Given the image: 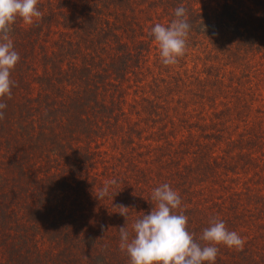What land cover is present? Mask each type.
I'll return each mask as SVG.
<instances>
[{"label":"trees","instance_id":"trees-1","mask_svg":"<svg viewBox=\"0 0 264 264\" xmlns=\"http://www.w3.org/2000/svg\"><path fill=\"white\" fill-rule=\"evenodd\" d=\"M178 7L190 24L186 48L165 66L149 32ZM37 8L41 18L17 17L9 32L20 59L10 98L0 97V263L110 264L123 226L114 205L141 198L137 220L164 183L201 244L211 220L230 230L245 216L236 214L242 192L264 210V0ZM251 241L217 245L225 254L215 264L264 263V243L255 251Z\"/></svg>","mask_w":264,"mask_h":264},{"label":"clouds","instance_id":"clouds-1","mask_svg":"<svg viewBox=\"0 0 264 264\" xmlns=\"http://www.w3.org/2000/svg\"><path fill=\"white\" fill-rule=\"evenodd\" d=\"M37 3L38 0H0V97L10 98V72L20 59L9 36L10 26L17 17L29 25L34 18H41ZM174 15L176 18L170 24L157 23L149 32L158 45L165 66L177 63L184 54L190 29L184 7L176 8ZM5 108L6 104L0 103V119H3L2 110ZM115 183V180L106 181L97 191L96 199L107 196L110 186ZM151 200L155 206L132 224L131 238L125 226L119 228V248L127 253L130 264H215L219 250L217 245L243 250L245 240L237 232L229 231L225 223L217 219L211 220L210 226L203 230L199 239L205 243L197 242L186 228L187 216L182 212H173L181 205V199L169 184L164 183L153 189ZM114 207L125 219L131 209L123 204Z\"/></svg>","mask_w":264,"mask_h":264},{"label":"rangeland","instance_id":"rangeland-1","mask_svg":"<svg viewBox=\"0 0 264 264\" xmlns=\"http://www.w3.org/2000/svg\"><path fill=\"white\" fill-rule=\"evenodd\" d=\"M102 155V154H101ZM107 157V154H106ZM264 173V172H262ZM141 185L147 186L145 182L141 181ZM263 184H260L262 186ZM148 188V187H147ZM246 192H242L240 194L239 202L237 203V212L241 211L243 214L245 212V216L242 218L234 219L236 223L234 224V228L230 229L229 231H235L237 232L245 241L250 239L252 240L251 243H253V249L255 251L259 250V248L264 243V225H261V223L264 222V210L257 211L254 207V204L252 200H247L245 198ZM146 195H143V198ZM136 206H128L131 209L129 210L126 219L121 216L119 213L117 216L119 218H123L121 222L123 223V226L128 230L130 238L133 235L132 233V224L136 221V215L138 211H141L146 208L145 201L143 202L141 198H136ZM127 206V204H123ZM151 210V209H150ZM149 210V212H150ZM105 216H107L106 220L112 219L111 214L105 211ZM116 218V217H114ZM199 232V231H198ZM120 244V238L117 239V250H116V257L110 264H130V258L128 257L127 253L124 251H121L119 248ZM229 248V247H226ZM218 253L221 255H224V250L222 248H218ZM223 253V254H222ZM226 264L232 263L229 260H225ZM2 264V263H0ZM219 264H225L224 261L219 262ZM259 264H264L263 262H259Z\"/></svg>","mask_w":264,"mask_h":264}]
</instances>
